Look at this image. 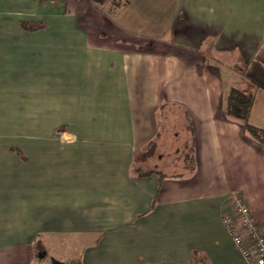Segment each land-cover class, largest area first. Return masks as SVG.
<instances>
[{
  "label": "crops",
  "instance_id": "obj_1",
  "mask_svg": "<svg viewBox=\"0 0 264 264\" xmlns=\"http://www.w3.org/2000/svg\"><path fill=\"white\" fill-rule=\"evenodd\" d=\"M255 62L264 0H0V264H247L222 218L239 192L264 231V147L224 112L264 130ZM171 123L189 169L136 171Z\"/></svg>",
  "mask_w": 264,
  "mask_h": 264
},
{
  "label": "built area",
  "instance_id": "obj_2",
  "mask_svg": "<svg viewBox=\"0 0 264 264\" xmlns=\"http://www.w3.org/2000/svg\"><path fill=\"white\" fill-rule=\"evenodd\" d=\"M230 214L222 218L235 248L247 264H264V231L255 220L245 197L239 192L229 194Z\"/></svg>",
  "mask_w": 264,
  "mask_h": 264
},
{
  "label": "trees",
  "instance_id": "obj_3",
  "mask_svg": "<svg viewBox=\"0 0 264 264\" xmlns=\"http://www.w3.org/2000/svg\"><path fill=\"white\" fill-rule=\"evenodd\" d=\"M245 76L257 88L264 90V68L256 62L252 64L251 68L245 73ZM253 106V98L247 96L243 92L232 89L226 99L225 115L241 123L244 132L253 141L264 147V130L249 123V117ZM192 161V160H191ZM151 172V174H154ZM162 180V176H160Z\"/></svg>",
  "mask_w": 264,
  "mask_h": 264
},
{
  "label": "rangeland",
  "instance_id": "obj_4",
  "mask_svg": "<svg viewBox=\"0 0 264 264\" xmlns=\"http://www.w3.org/2000/svg\"><path fill=\"white\" fill-rule=\"evenodd\" d=\"M174 123H171L170 126L171 129L170 128L167 129V134L173 138H171V140H166L164 142V148L166 149V151H168V154H166V156L162 158V160L157 159L158 161L156 163V160H152V161L145 160L146 158L143 157L144 156L143 153L142 156L139 158L138 164L135 165L136 171L145 172L150 170H158L166 173L167 175H175V174H180L179 172H182L181 171L183 170L181 166L182 163H184L186 167H188L189 169L191 165L192 150L188 151L185 149V145H187L186 143L187 140L184 139L185 137L181 135L182 133L181 130H178V128L176 127V125H174ZM176 132L178 133L180 132V137L176 138L175 136H173V134ZM153 150H155L154 147L153 149L150 148V150L147 149V151H153ZM178 150L180 151L177 152Z\"/></svg>",
  "mask_w": 264,
  "mask_h": 264
},
{
  "label": "water",
  "instance_id": "obj_5",
  "mask_svg": "<svg viewBox=\"0 0 264 264\" xmlns=\"http://www.w3.org/2000/svg\"><path fill=\"white\" fill-rule=\"evenodd\" d=\"M52 264H64V263L53 260V261H52Z\"/></svg>",
  "mask_w": 264,
  "mask_h": 264
}]
</instances>
